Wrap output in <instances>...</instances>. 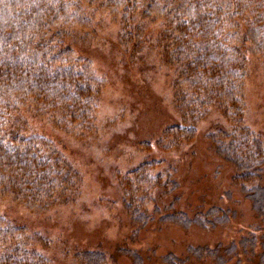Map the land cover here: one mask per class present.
<instances>
[{"label":"rangeland","instance_id":"374dc122","mask_svg":"<svg viewBox=\"0 0 264 264\" xmlns=\"http://www.w3.org/2000/svg\"><path fill=\"white\" fill-rule=\"evenodd\" d=\"M85 10L89 23L79 33L86 37L68 43L98 81L89 127L68 130L50 115L20 112L23 136L54 146L72 169L70 186L41 208L0 197V216L23 228L0 253L36 264H85L77 256L85 250L100 253L102 264H264V220L244 193L251 183L236 180L234 166L208 138L218 128L241 127L264 146V61L244 48L238 113L228 119L211 109L191 139L174 142L166 133L179 121L172 105L176 69L162 57L160 22L138 12L140 26L130 25L123 40L119 11ZM258 182L264 186V166ZM213 207L224 222L202 227L163 219ZM202 247L210 253L191 251Z\"/></svg>","mask_w":264,"mask_h":264},{"label":"trees","instance_id":"16d2710c","mask_svg":"<svg viewBox=\"0 0 264 264\" xmlns=\"http://www.w3.org/2000/svg\"><path fill=\"white\" fill-rule=\"evenodd\" d=\"M93 6L120 12L127 29L123 40L130 25L140 26L134 23L138 12L160 22L162 57L176 69L172 105L179 121L166 133L170 140L177 137L174 142L191 139L197 122L211 109L227 118L238 113L246 77L244 48L264 61V0H0V197L41 208L55 194L63 197L70 186L72 169L54 146L23 136L20 112L50 115L68 130L89 127L98 81L86 61L73 56L68 41L86 37L79 32L89 23L86 7ZM208 138L234 166L236 180L251 183L245 196L264 220V186L258 182L263 144L241 127L232 133L218 128ZM138 171L144 173V165ZM141 213L134 212L136 221ZM163 219L202 227L226 220L215 207L191 217L172 211ZM13 225L0 216V246L21 235L23 228ZM191 251L210 253L205 247ZM77 256L85 264L104 261L93 251ZM35 261L0 253V264Z\"/></svg>","mask_w":264,"mask_h":264}]
</instances>
